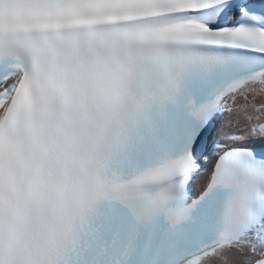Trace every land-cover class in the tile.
<instances>
[{
  "label": "snow or ice",
  "instance_id": "6c2138e0",
  "mask_svg": "<svg viewBox=\"0 0 264 264\" xmlns=\"http://www.w3.org/2000/svg\"><path fill=\"white\" fill-rule=\"evenodd\" d=\"M0 264H264V0H0Z\"/></svg>",
  "mask_w": 264,
  "mask_h": 264
}]
</instances>
